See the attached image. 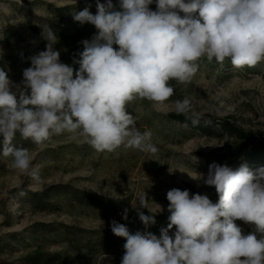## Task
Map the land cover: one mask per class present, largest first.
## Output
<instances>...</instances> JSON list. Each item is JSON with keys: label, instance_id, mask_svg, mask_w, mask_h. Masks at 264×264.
I'll use <instances>...</instances> for the list:
<instances>
[{"label": "clouds", "instance_id": "1", "mask_svg": "<svg viewBox=\"0 0 264 264\" xmlns=\"http://www.w3.org/2000/svg\"><path fill=\"white\" fill-rule=\"evenodd\" d=\"M153 2L119 0L116 10L112 0H96V14L91 5L73 13L74 21L97 29L81 41L79 59L73 57L78 70L60 61L50 27L42 30L46 50L28 58L31 66L20 84L0 68V153L13 158L14 168L41 179L39 169L31 168L29 150L13 145L17 133L37 145L67 132L97 152L123 146L155 154L152 133L136 127L130 102L164 105L174 93L169 81L190 82L202 57L221 64L228 58L235 68L264 60V0H155V11L149 8ZM174 105L177 114L199 123L189 98ZM203 183L215 187L218 201L169 190V223L159 237L148 231L155 215L140 211L147 208L146 196L135 206L143 231L132 233L113 220L112 233L126 241L121 264H264V166L252 170L244 163L234 170L213 162ZM237 220L253 231L243 234Z\"/></svg>", "mask_w": 264, "mask_h": 264}, {"label": "rangeland", "instance_id": "2", "mask_svg": "<svg viewBox=\"0 0 264 264\" xmlns=\"http://www.w3.org/2000/svg\"><path fill=\"white\" fill-rule=\"evenodd\" d=\"M112 2L116 10H121L119 0ZM91 4L89 10L96 14V0H0V68L20 84L23 70L31 66L28 58L46 50L48 41L42 30L48 27L58 38L54 48L60 52V61L74 67L73 42L83 46L81 41L90 40L97 29L88 23L80 25L73 20V14L59 20L50 12L77 5L80 7L75 12H79ZM149 8L156 10L155 0ZM203 58L206 57L197 62L198 71L190 82L169 81L174 93L164 105L156 107L152 101L140 98L127 105L139 131H151L150 143L158 149L155 154L123 146L113 152H97L83 138L73 140L67 132L52 135L42 145L22 139L16 147L29 150L31 168H38L41 177L36 181L14 168L11 156L0 153V264H121L126 241L112 233L111 222L125 224L132 233L143 231L135 208L141 197L146 196L147 208L140 211L155 215L156 224L148 231L157 237L160 228L169 223L166 198L169 190L207 194L213 203L218 201L215 187L203 183L209 165L226 163L235 170V157L241 145H253L235 137L215 138L193 135L190 131L175 133V125L165 124L173 126L172 131L167 130L156 118L175 112L174 101L187 97L191 111L199 117L230 122L245 135L254 137L255 143H263L264 60L257 63L260 71H247L231 64L219 65L211 71L200 63ZM65 187L112 207L83 208L70 196L63 195L33 205L23 195L41 196ZM47 203L55 206L48 207L53 211L45 210ZM125 209L127 220L123 219ZM235 222L243 234L253 231V225ZM42 225L45 228L34 230ZM173 231L175 228L169 234ZM101 237L108 242L100 241Z\"/></svg>", "mask_w": 264, "mask_h": 264}, {"label": "trees", "instance_id": "3", "mask_svg": "<svg viewBox=\"0 0 264 264\" xmlns=\"http://www.w3.org/2000/svg\"><path fill=\"white\" fill-rule=\"evenodd\" d=\"M106 2V1H105ZM93 4H91L92 6ZM80 6H65L62 8H54L51 9V14L55 16L56 19H61V20H65L67 17L71 16L73 13H75V10H77ZM181 16H183V13H180ZM64 36V35H63ZM83 46H80V44H78L77 42H73V56L71 57V60H73V57H75L76 59L79 58V56L77 55L78 52L82 51ZM201 64L205 65L208 69H210L211 71H214V69H216L217 67H219V65H223L225 64L226 66H229L231 64L230 59H225V61L221 64L218 63L215 59L209 61L207 58H203L200 62ZM232 65V64H231ZM74 70H78L79 69V65L76 64L74 67ZM244 70L247 69V71L249 70H253V71H260V65L257 64L254 67H243ZM74 75H75V71H74ZM225 76H228V74H225ZM226 78V77H225ZM19 101V100H18ZM31 107V106H29ZM190 115V114H189ZM161 119V120H160ZM159 121V123L161 124V126H163V128H167V130H171L173 126H165V124L169 125V124H173L175 125L177 128H174L173 131L175 133H180L182 131H190L193 135H196L197 133H199L200 135H205V136H211V137H222V136H227L229 137H235L237 139L243 140L245 142H248L249 144H252L253 146L250 147L247 145V143L241 145L239 152H238V156L235 157L236 160V167L238 168L241 164L246 163L250 169L255 170L258 167H262L264 166V142L263 143H255L256 140L254 137L249 136V135H245L243 132H241L240 130H238L233 124H231L230 122L227 121H223V122H216V121H210L209 118H203L200 117L199 119V123L197 124H193L191 119H186L185 115L183 114H177L176 112L164 115V116H159L158 118H156V121ZM155 121V120H154ZM0 143H3V137L0 138ZM50 141V140H49ZM22 142V138L20 136V134H16L15 139L13 140V145H18V143ZM50 143V142H49ZM18 192V191H16ZM25 197V199H28V201H30L33 205L37 204V203H44V201L46 200H51L54 195H59V196H70L71 199L73 201H76L79 203V205H81V207L83 208H91L93 207H112L111 205H107L105 203H102L101 200H97L94 199L92 196L86 195L84 193L81 192H74L73 190L69 189L68 187L65 188H54L51 190V192L47 193V194H43V195H38V194H23ZM124 203V202H123ZM46 204V203H45ZM46 207V211L49 210L48 207H50L51 209L55 206H52L50 203H47ZM49 211H53V210H49ZM56 211V210H54ZM162 218H160L161 220ZM37 227V228H36ZM34 228L35 231H37L38 229H42L45 228V226H36ZM40 227V228H39ZM100 241L108 242L106 240V238L101 237ZM10 245V243H9ZM8 245V246H9ZM6 251H9L8 248H6Z\"/></svg>", "mask_w": 264, "mask_h": 264}]
</instances>
